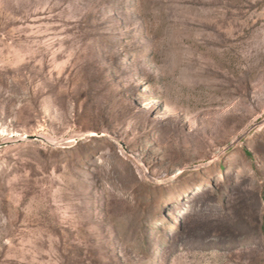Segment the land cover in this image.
<instances>
[{
  "label": "rangeland",
  "instance_id": "obj_1",
  "mask_svg": "<svg viewBox=\"0 0 264 264\" xmlns=\"http://www.w3.org/2000/svg\"><path fill=\"white\" fill-rule=\"evenodd\" d=\"M0 264H264V0H0Z\"/></svg>",
  "mask_w": 264,
  "mask_h": 264
},
{
  "label": "bare ground",
  "instance_id": "obj_2",
  "mask_svg": "<svg viewBox=\"0 0 264 264\" xmlns=\"http://www.w3.org/2000/svg\"><path fill=\"white\" fill-rule=\"evenodd\" d=\"M151 104H154V103H151Z\"/></svg>",
  "mask_w": 264,
  "mask_h": 264
}]
</instances>
